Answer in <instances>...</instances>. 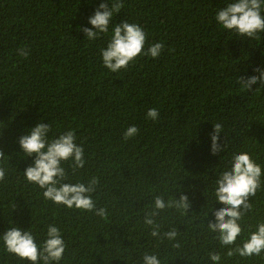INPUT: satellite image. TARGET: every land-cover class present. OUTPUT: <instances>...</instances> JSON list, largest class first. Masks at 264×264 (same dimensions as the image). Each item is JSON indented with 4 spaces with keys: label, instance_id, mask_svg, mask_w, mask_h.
I'll use <instances>...</instances> for the list:
<instances>
[{
    "label": "trees",
    "instance_id": "1",
    "mask_svg": "<svg viewBox=\"0 0 264 264\" xmlns=\"http://www.w3.org/2000/svg\"><path fill=\"white\" fill-rule=\"evenodd\" d=\"M112 2L0 0V165L6 169L0 234L17 226L39 242L55 224L67 244L61 264H135L145 252L157 253L162 264H211L209 252L227 251L207 228L213 209L224 207L216 203L215 180L237 152H248L264 173V88L256 84L253 89H261L248 92L237 83L264 69V33L248 39L218 25L217 11L231 0H122L112 26L139 24L147 35L144 51L154 43L164 49L114 74L101 56L111 27L94 41L79 30L92 28L89 17ZM21 47L28 58L18 55ZM150 108L158 109L157 121L147 119ZM40 122L52 123L57 136L75 130L86 163L75 176L64 165L68 182L99 178L92 198L106 217L46 201L26 181L23 172L35 156H24L19 138ZM214 123L222 124L220 144H226L219 155L211 153ZM133 125L139 133L126 142L124 132ZM261 179L237 243L264 221ZM181 192L191 204L188 214L167 209L157 218L162 233L173 227L180 233L181 247L173 249L150 236L143 218L155 196L167 201ZM237 261L264 264L260 257L226 256L221 264ZM0 264L28 262L7 254L0 242Z\"/></svg>",
    "mask_w": 264,
    "mask_h": 264
},
{
    "label": "clouds",
    "instance_id": "2",
    "mask_svg": "<svg viewBox=\"0 0 264 264\" xmlns=\"http://www.w3.org/2000/svg\"><path fill=\"white\" fill-rule=\"evenodd\" d=\"M124 7L122 0H113L111 7L107 3H101L94 15L89 17L92 28L79 29L86 35L87 40L94 41L101 34H108L111 27V37L107 47L101 49L103 66L112 73L127 70L128 67L141 56L158 58L163 49V43H154L144 51L147 35L139 24L129 23L112 26L114 12H119ZM264 0H231L225 7L220 8L215 20L223 29L235 33L238 37L248 39H260V33H264ZM95 29L93 31L92 29ZM18 55L28 58L30 52L21 47ZM259 75L250 77H238L237 83L248 92H258L264 88V69L255 68ZM260 84L261 88L254 90L253 85ZM159 111L150 108L147 111V119L157 121ZM213 132L210 133L211 153L219 155L224 152L226 144H220L223 126L221 123L213 124ZM51 133V136L49 135ZM139 129L133 125L124 132V140L138 135ZM226 139V137H225ZM75 130L65 131L58 136L53 131L51 124L38 123L28 130L26 135L19 138L20 148L26 157L35 156L33 165L24 170V177L29 184H33L42 190L46 201L58 206H66L68 209H76L81 212H95V215L104 218L107 215L106 208H97L93 200L100 183L99 178H91L87 184L83 182L71 183L65 164L71 168L75 176L79 170L85 167V150L81 144H77ZM5 155L0 151V160ZM262 167L251 158L248 152H237L232 155L230 167L223 170L215 180L214 197L216 203L224 207L213 209L215 220L208 221V230L215 234L221 249L226 252L213 250L208 253L211 264H221L222 256L228 259L234 257L248 258L260 257L264 259V221L255 225V230L249 226L247 236L237 243L238 238L244 233L242 222L253 208L250 199L254 198L262 186ZM6 179V169L0 165V183ZM182 187V186H181ZM191 207L189 198L182 192L179 198L165 200L164 196L154 197V204L148 206L144 214L143 223L151 229L150 236L159 242L167 240L173 249H179L177 242L178 230L173 227L169 231L161 232L162 224L158 217L167 209H176L188 214ZM4 250L7 254L17 257L28 264H61L66 253L67 244L62 232L55 224H48L43 240L38 238L31 230L24 231L14 226L0 234ZM178 259V258H177ZM182 259V258H179ZM135 264H162L157 253L145 252ZM239 264V261H237Z\"/></svg>",
    "mask_w": 264,
    "mask_h": 264
}]
</instances>
